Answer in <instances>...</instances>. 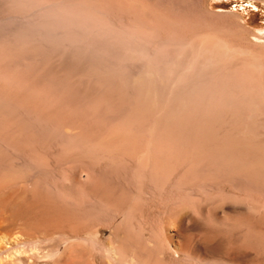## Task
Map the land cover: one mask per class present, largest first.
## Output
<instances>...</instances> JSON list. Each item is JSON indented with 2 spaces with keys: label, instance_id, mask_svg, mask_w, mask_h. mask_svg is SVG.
Here are the masks:
<instances>
[{
  "label": "bare ground",
  "instance_id": "bare-ground-1",
  "mask_svg": "<svg viewBox=\"0 0 264 264\" xmlns=\"http://www.w3.org/2000/svg\"><path fill=\"white\" fill-rule=\"evenodd\" d=\"M217 1L0 0V264H264V31Z\"/></svg>",
  "mask_w": 264,
  "mask_h": 264
},
{
  "label": "rangeland",
  "instance_id": "rangeland-1",
  "mask_svg": "<svg viewBox=\"0 0 264 264\" xmlns=\"http://www.w3.org/2000/svg\"><path fill=\"white\" fill-rule=\"evenodd\" d=\"M248 1L249 0H218L216 6L212 9L214 11H228L234 10L236 7L238 11L243 13V17L246 22L248 21L247 23L249 25L264 31V2L254 1V3H249Z\"/></svg>",
  "mask_w": 264,
  "mask_h": 264
}]
</instances>
